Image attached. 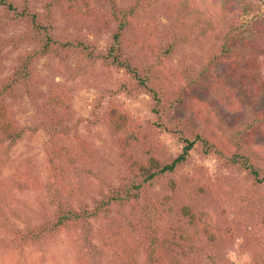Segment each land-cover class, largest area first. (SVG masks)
<instances>
[{"label": "trees", "instance_id": "trees-1", "mask_svg": "<svg viewBox=\"0 0 264 264\" xmlns=\"http://www.w3.org/2000/svg\"><path fill=\"white\" fill-rule=\"evenodd\" d=\"M154 1L158 0H138L132 5L119 6L116 0H109L116 28L106 52L97 53L86 38L69 40L52 34L54 3H59L65 12L81 22L109 28L113 21L103 9L92 5L91 0H46L47 23L28 4L18 8L11 0H0L5 12L0 13V23L5 17L20 18L29 31L17 39L24 41L30 37L37 42L34 49L20 55L12 74L0 84L2 144L11 147L25 133L8 98L41 96L38 86L42 76L35 71L34 62L43 56L59 58V72H63L69 57L77 52L83 54L81 72H86V66L99 58L105 66L124 69L132 89L151 95L156 117L145 123L123 104H109L100 121L110 132L112 150L123 162L125 171L117 185L109 184L107 190L92 196L90 202L78 203L75 189L68 184L71 167H77V153L62 137L72 129V94L66 87L51 83L42 99L44 115L37 126L49 135L47 157L61 188L51 191L50 203L54 209L47 210L37 222L21 218L14 210L8 212L0 196V230L7 235L6 240L0 242V252L18 250L22 253L29 247L45 250L55 235L72 229L78 232L81 264H183L180 254L199 252L213 258L211 246L218 242L229 245L243 231L244 246L253 254L252 264H264V162L256 160L242 136L237 138L240 131L232 140L220 138L187 116L168 119L183 100L181 96H169L156 80V66L146 62L159 36L156 22L136 19L139 12L150 11ZM174 5L184 16L195 15L201 19L206 12L209 22H215L222 34L219 54L249 52L252 66L258 68L253 77L257 81L259 70H264V0H178ZM171 27L169 44L163 52L166 56L186 39L182 32L174 29V23ZM6 43L0 39V52ZM258 56H262V60ZM138 57L142 60L139 64L136 63ZM219 57L216 55L212 61ZM123 87L130 89L125 82L121 83L120 88ZM255 124L264 127V110L253 111L247 125L255 128ZM165 132L172 133L180 144L178 154H173L161 137ZM200 144L204 152H213L226 164L244 172L253 186L245 188L226 177L212 179L206 176L204 167H199L193 175L186 172L184 168L190 164L192 152ZM17 185L20 189L36 190L41 187V181L33 176ZM209 200H212V208ZM230 208L237 212V224L228 221ZM14 217L22 219L23 226L17 225ZM142 248L143 263L138 254Z\"/></svg>", "mask_w": 264, "mask_h": 264}, {"label": "rangeland", "instance_id": "rangeland-1", "mask_svg": "<svg viewBox=\"0 0 264 264\" xmlns=\"http://www.w3.org/2000/svg\"><path fill=\"white\" fill-rule=\"evenodd\" d=\"M11 1L18 8L28 4L47 23L46 0ZM91 1L92 5L103 9L113 21L114 10L109 0ZM177 1H154L150 11H141L136 16V19H152L156 22L159 36L155 49L146 62L156 66V80L164 86L169 96H181L183 100L170 113L168 119L173 121L177 117L187 116L196 125L211 133H217L220 138L227 137L232 140L236 139V134L240 131L237 138L242 136L255 153L256 160L264 162V127H259L258 124H255V128L247 125L253 111L264 110V70H259L258 79L254 81L253 77L258 68L252 66V55L249 52L238 50L226 56L220 55L222 34L219 33L216 23L209 22L206 12L201 19L195 15L184 16L177 11V5H174ZM116 2L119 6H128L138 0ZM3 12L4 7L0 6V13ZM51 15L54 37L69 40L86 38L94 45L97 53L106 52L116 28L115 21L107 29L88 21L81 22L65 12L59 3L53 4ZM172 23L175 24L174 29L182 32L186 39L172 54L166 56L163 52L169 44ZM28 31L20 18L12 20L5 17L0 23V39L3 43L4 40L7 42L0 52V84L12 74L19 63L20 55L36 47L37 42L30 37L24 41L17 39ZM216 55L220 57L212 61ZM82 57L80 52L70 56L63 72L57 70V65H61L59 58H38L34 62V69L42 76L38 86L41 96L32 98L25 95L16 100L8 98L16 118L25 128V133L11 147L0 142V196L3 197L8 212L14 210L21 218L39 221L47 210L54 209L50 203L51 191L61 188L56 171L47 157L46 142L49 135L37 126L44 115L42 99L51 83L66 87L72 94V129L65 132L70 137L66 134L62 137L70 142L77 153V167H71V180H68V184L75 189L78 203L90 202L92 196H99L100 192L108 189L109 184L117 185L125 171L123 162L112 150L110 132L100 121L109 104H123L145 123L156 118L152 111L151 95L146 91L132 89V83L124 69L105 66L99 58L86 66V72H81ZM258 57L262 60V56ZM141 62L138 57L136 63ZM190 76L197 81H192ZM122 82L127 83L130 89L120 88ZM34 127L38 129L34 130ZM161 137L173 154L180 152L181 146L172 133L165 132ZM199 167H204L206 176L212 179L226 177L245 188L253 186V181L244 172L234 165L226 164L215 153L204 152L201 144L193 150L191 162L184 170L193 175ZM33 176L41 181L39 189L18 187L17 182L30 180ZM152 194L154 195L153 191ZM209 207L212 208V200H209ZM227 216L229 222L238 223L237 212L233 208L229 209ZM13 220L17 225L23 226L19 217H14ZM6 238V233L0 230V242ZM244 242L245 234L242 231L229 245L218 242L211 246L213 258L199 252L180 256L183 264H252L253 254L244 246ZM79 253L78 232L65 229L50 240L45 250L29 247L22 253L18 250L0 252V264H81ZM138 254L140 262L143 263V248Z\"/></svg>", "mask_w": 264, "mask_h": 264}]
</instances>
